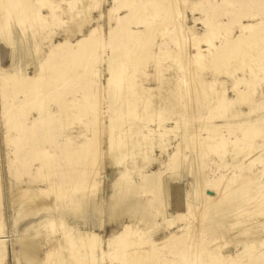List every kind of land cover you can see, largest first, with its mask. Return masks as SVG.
I'll list each match as a JSON object with an SVG mask.
<instances>
[{
	"label": "rangeland",
	"instance_id": "374dc122",
	"mask_svg": "<svg viewBox=\"0 0 264 264\" xmlns=\"http://www.w3.org/2000/svg\"><path fill=\"white\" fill-rule=\"evenodd\" d=\"M0 194V264H264V0H0ZM134 219L142 234L111 259Z\"/></svg>",
	"mask_w": 264,
	"mask_h": 264
},
{
	"label": "bare ground",
	"instance_id": "6f19581e",
	"mask_svg": "<svg viewBox=\"0 0 264 264\" xmlns=\"http://www.w3.org/2000/svg\"><path fill=\"white\" fill-rule=\"evenodd\" d=\"M3 1H4V0H3ZM182 1H183V0H182ZM99 2H100V1H99ZM173 2H174V4H175L176 1H173ZM179 2H180V1H179ZM179 2H176L177 5L179 4ZM174 4H173V5H174ZM180 4H181V2H180ZM175 5H176V4H175ZM175 5H174V6H175ZM179 7H180V6H179ZM176 8H177V7H176ZM176 12H177V11H176ZM177 20H178V18H177ZM27 29H28V28H27ZM180 29H181V28H180ZM180 29H179V30H180ZM183 29H184V28H183ZM98 31H100V30H98ZM180 31H181V30H180ZM180 31H179L178 33H180ZM182 31H183V30H182ZM182 31H181V32H182ZM96 33H97V32H96ZM184 33H186V32H184ZM187 34L189 35V33H187ZM187 34H184V35H187ZM182 35H183V34H182ZM179 36H180V35H179ZM191 37H192V36H191ZM191 37H188V36H187V39H189V38L191 39ZM177 38H178V36H177ZM183 38H184V37H183ZM185 38H186V36H185ZM206 38H208V36H206ZM110 40H111V38H110ZM196 40H197V39H196ZM202 40H203V39H202ZM205 40H207V39H205ZM209 40H210V37H209ZM177 41H178V39H177ZM186 41H188V40H186ZM190 41H192V40H190ZM194 41H195V40H194ZM202 42L204 43L205 41H202ZM102 43H103V41L101 42V39H99V38L97 37V39H95L94 42H93V44H92V50H93V47H94V51H99V49L103 46ZM182 43H183V42H182ZM182 43H181V45L183 46ZM199 43H200V41H199ZM109 44H110V43H109ZM179 44H180V42H179ZM188 44H189V41H188ZM192 44H193V43H192ZM205 44H206V43H205ZM207 44H208V43H207ZM184 45H185V43H184ZM186 45H187V44H186ZM190 45H191V44H190ZM190 45H189V46H190ZM179 46H180V45H179ZM189 46H187V47H189ZM193 46H194V45H193ZM209 46H210V45H209ZM211 46H212V45H211ZM184 47H185V46H184ZM191 47H192V46H191ZM191 47H190V48H191ZM182 48H183V47H181V50H184V49H182ZM185 48H186V47H185ZM96 49H97V50H96ZM101 49H102V48H101ZM197 49H198V48H197ZM181 50H180V52H181ZM197 51H198V52H197ZM197 51H196V52H197L196 55H193V56L191 55L192 58H193L192 61H193V60H195V61L197 60V62H195V63H197L198 65H200V64L198 63V62H199L198 60H199V58H202L203 56H202V54L199 55V54H200V51H199V50H197ZM111 52H112V51H111ZM182 53L184 54L183 51H182ZM111 54H112V53H111ZM180 54H181V53H180ZM186 54H187V52H186ZM241 55H242V54H241ZM183 56H185V55H183ZM183 56H182V59L185 60L186 58H183ZM186 56H187V55H186ZM200 56H201V57H200ZM180 57H181V55H180ZM180 57H179V58H180ZM187 57H188V56H187ZM189 58H191V57L189 56ZM204 58H206V57H204ZM111 59H112V58H111ZM241 59H242V58H241ZM184 60H183V62H184ZM200 60H201V59H200ZM99 61H100V60H99ZM188 61H189V60H188ZM183 62H181V64H183ZM186 62H187V60H186ZM193 62H194V61H193ZM259 62H260V61H259ZM184 63H185V62H184ZM187 63H188V62H187ZM187 63H186V64H187ZM195 63H192V62H191V64H195ZM189 64H190V63H189ZM45 65H46V64H45ZM182 67H183V66H182ZM187 67H188V66H186V68H187ZM192 67H193V66H192ZM43 68H44V67H43ZM110 68L112 69V67H109V70H110ZM190 68H191V65H190ZM193 68H194V67H193ZM193 68H192V70H193ZM107 69H108V68H107ZM113 69H114V68H113ZM187 69H189V67H188ZM187 69H186V70H187ZM231 69H232V68H231ZM231 69H229V70H231ZM184 70H185V69H184ZM113 71H114V70H113ZM235 71H236L235 69H232V71H230L231 73H229V71H228V73H226V74L232 75V74L235 73ZM186 72H188V70H187ZM112 73H114V72H112ZM191 73H192V71H191V69H190V73L188 72V73H185V74L189 75V74H191ZM109 74H110V73H109ZM110 75H111V78L109 77L110 79H109V82L107 83V85L109 84V86L111 87V85H112V83H113V75H112V74H110ZM187 75H186V76H187ZM40 77H41V76H40ZM191 77H192V75H190V79H193V78H191ZM43 78H44V77H43ZM45 78H46V77H45ZM183 78H184V77H183ZM39 79H40V78H39ZM186 79L188 80V79H189V76H188V78H186ZM42 80H43V79H42ZM107 81H108V80H107ZM183 81H184V80H183ZM39 82H41V81H39ZM184 82H185V81H184ZM191 82H192V81H191ZM33 83H34V92H35V93L37 94V96H38L39 93L41 92L40 89H39V86L36 84V83H38V82H37V80H34ZM192 83H193V82H192ZM192 83H191V84H192ZM38 84H39V83H38ZM40 84H41V83H40ZM85 84H86V83H85ZM186 84H188V83L186 82ZM189 85H190V84H189ZM197 85H198V84H197ZM88 86H89V85H88ZM192 86H193V85H191V88L195 87L196 85L193 86V87H192ZM185 87H186V86H185ZM186 88H187V87H186ZM188 88H189V87H188ZM184 89H185V88H184ZM189 89H190V88H189ZM195 89L197 90L198 87H197V88L195 87ZM196 90H195V91H196ZM189 91H191V89H190ZM192 91H193V90H192ZM187 92H188V90H187ZM187 92H186V93H187ZM198 92L201 93L202 91H201V92L198 91ZM190 93L192 94L193 92H189V94H190ZM199 93H197V95H198ZM202 93H204V92H202ZM99 94H100V93H99ZM195 95H196V93H195ZM207 95H208V94H207ZM242 95H243V96H246L244 93H242ZM190 96H191V95H190ZM193 96H194V95H193ZM198 96H199V95H198ZM200 96H201V95H200ZM194 97H195V96H194ZM194 97H193V99H194ZM196 97H197V96H196ZM187 98H188V96H187ZM188 99H190V97H189ZM188 99H187V100H188ZM195 99H196V98H195ZM195 99H194V100H195ZM198 99H200V97H199ZM190 100H191V99H190ZM190 100H189V101H190ZM194 100H192V101H194ZM195 101H196V100H195ZM200 101L203 103L205 100H203V98H201ZM218 101L223 102V101H224V98H222V99L220 98V99H218ZM186 102H187V101H186ZM188 103H189V102H188ZM195 103H196V102H195ZM42 104H43V102H41L40 105H39L38 103H37V104L35 103V106H36V105L38 106V112H39V113H38V118H37V120H35L34 123H33V125H35V126L39 125L41 128H43V127L45 126V124L43 123V122H44V121H43V110H44V109L42 108ZM186 105H187V104H186ZM190 105H191V103H190ZM202 105H203V104H202ZM224 105H225V104H224ZM188 106H189V105H188ZM191 106L193 107V106H195V105H191ZM200 106H201V105H200ZM197 107H198V106H197ZM203 107H204V106H203ZM220 107H221V106H220ZM223 107H224V106H223ZM195 108H196V107H195ZM189 109H191V108H189ZM198 109H199V107H198ZM193 111H194V109H192V112H193ZM197 111H198V110H197ZM197 113H198V112H197ZM193 114H194V112H193ZM222 114H223V113H222ZM4 116H5V115H4ZM218 116H219V115H218ZM221 116H222V115H220V117H221ZM95 120H96V119H95ZM97 122H98V120H97ZM95 124H96V122L94 123V125H95ZM97 125H98V124H97ZM95 127H96V126H95ZM254 130H255V129H254ZM258 132H259V131H258ZM241 137H242V136H241ZM222 143H223V142H222ZM232 143H233V142H232ZM220 144H221V143H220ZM235 145H236V143H235ZM197 146H198V145H197ZM199 146H200V145H199ZM220 146H221V145H220ZM222 146H223V145H222ZM232 147H233V146H232ZM237 147H239V146H237ZM237 147L234 148V149H235V152H236L237 154H241V155H243L242 153L245 154V152L242 151L241 147H239L240 149H239V148L236 149ZM95 148H96V147H95ZM218 148H219V146H218ZM93 149H94V148H93ZM194 149H195V148H194ZM196 149H197V148H196ZM234 149L232 148V151H233ZM94 150L96 151L97 149H94ZM243 150H244V149H243ZM97 151H98V150H97ZM194 151L196 152V150H194ZM245 151H246V150H245ZM247 151L249 152V150H247ZM90 152H91V151H90ZM233 152H234V151H233ZM91 153H92V152H91ZM196 153H197V152H196ZM96 155H97V154H96ZM241 155H235V153H234V157H235V158H237L236 156H241ZM194 156H195V155H194ZM42 157H43V156H42ZM47 157H49V156H47ZM245 157H246V156H245ZM253 157H254V156H253ZM13 159H14V158H13ZM43 159H45V158H43ZM43 159H42V160H43ZM47 159H48V158H46L45 161H46ZM52 159H53V158H52ZM192 159H193V158H192ZM195 159H196V158H195ZM238 159H239V158H238ZM42 160H41V161H42ZM48 160H50V158H49ZM45 161H44V162H45ZM50 161H51V160H50ZM193 161H194V160H193ZM247 161H248V160H247ZM51 162H53V161H51ZM51 162H48V163H51ZM195 162H196V161H195ZM42 163H43V161H42ZM48 163L46 162V163H44V164L47 165ZM51 164H52V163H51ZM49 165H50V164H49ZM92 165H93V164H92ZM94 165H96V170H97V171L101 169V164H100V162H96V164H94ZM94 165H93V166H94ZM192 165H193V164H192ZM197 165H198V164H197ZM41 166H42V165H41ZM47 166H48V165H47ZM47 166H46V167H47ZM42 167H45V166H42ZM193 167H194V166H193ZM93 168H94V167H93ZM93 168H92L90 171H93ZM195 168H196V167H195ZM193 169H194V168H193ZM94 170H95V169H94ZM96 170H95V171H96ZM195 170H196V169H195ZM69 172H71V171H69ZM93 172H94V171H93ZM98 172H99V171H98ZM98 172H97V173H98ZM72 173H73V172H72ZM90 173H91V172H90ZM95 173H96V172H95ZM91 174H92V173H91ZM69 175H71V174H69ZM69 175H68V178L71 179L70 177H71L72 175H71V176H69ZM93 175H96V174H93ZM93 175H92V176H93ZM74 176L76 177V174H74ZM74 176H72V177H74ZM90 178H91V177H90ZM69 179H68V180H69ZM72 179H73V178H72ZM92 179H93V177H92ZM70 181H71V180H70ZM68 182H69V181H68ZM118 182H119L120 184H124V183H128L129 180L125 177V174H124V175H121V176H120V179L118 180ZM199 182H200V181H199ZM76 183H77V182H75V184H76ZM78 183H79V182H78ZM80 183H81V182H80ZM94 183H95V182H94ZM201 183H202V182H201ZM203 183H204V182H203ZM91 184H92V183H91ZM79 185L81 186L82 184H79ZM88 185H90V183H89V184L87 183V186H88ZM200 185H201V184H200ZM200 185H199V186H200ZM58 186H60V185H58ZM77 186H78V185H77ZM92 186H94V185L92 184ZM92 186H91V187H92ZM95 186H96V185H95ZM203 186H204V185H203ZM53 187H54V184H52V188H53ZM56 187H57V186H56ZM73 187H74V186H73ZM82 187H83V186H82ZM84 187H85V186H84ZM88 187H89V186H88ZM91 187H90V188H91ZM52 188H51V189H52ZM54 188H55V187H54ZM74 188L77 189V187H74ZM78 188H79V187H78ZM90 188H89V189H90ZM55 189H56V188H55ZM87 189H88V188H87ZM89 189H88V190H89ZM52 190L54 191V189H52ZM57 190L60 192V190L58 189V187H57ZM57 190H56V192H57ZM49 191H50V190H49ZM49 191H47V192H45V193L43 192V194H44L45 196H46V195L50 196V195H49V193H50ZM61 191H62V194H63V193H64L63 190H61ZM90 192H91V191H90ZM54 193H55V192H54ZM57 194H58V193H57ZM57 194H56V193L54 194L55 197H56ZM62 194H61V195H62ZM91 194H92V193H91ZM51 195H52V194H51ZM61 195L59 194V195H57V196H61ZM0 196H1V194H0ZM90 197H91V196H90ZM90 197H89V198H90ZM0 198H1V197H0ZM50 198H52V197L50 196ZM57 198H58V197H57ZM62 198H63V197H62ZM89 198H88V199H89ZM91 198H93V197H91ZM91 198H90V199H91ZM0 200H1V199H0ZM49 200H50V199H49ZM53 200H54V198H53ZM55 200H57V199H55ZM55 200H54V201H55ZM58 200L60 201V199H58ZM63 200H64V198L61 199V202H62ZM85 200H87V199H85ZM91 200H92V199H91ZM51 201H52V199H51ZM49 202H50V201H49ZM50 203H51V202H50ZM52 203H53V202H52ZM116 203H117V201H116ZM116 203H114V204L112 203V204L109 205V208L111 209V214L116 213V208H117ZM49 205H50V204H49ZM52 205H53V204H52ZM92 209H93V211H95V212H97L98 214L102 215V212H103L102 206H95V205H94V206L92 207ZM197 209H198V208H197ZM109 213H110V212H109ZM199 213H200V212H199ZM100 218H101V216H100ZM1 220H2V219L0 218V254H3L2 252L5 250V248H6L7 245H5V243H3V242H5V241L2 239V236H3L4 234L2 235V233H3V229H2V227H1V222H3V221H1ZM58 223H59V221H58ZM138 223H139V219H134V220H133V223H132L131 225H127V226H125L124 229H123L118 235H116L113 239H110V240L106 241V243H105L106 248L104 249V252H103V251H102V252H103V253H107V255H109V257L111 258L112 256L115 255V253L118 254V252L123 251V247L128 246V245H127L128 242H131V241H132V240L129 241V240H130V239H129L128 242H127V238L130 237V238L133 239V237H135V236L138 235V232L140 231V230H139V227H138V225H137ZM169 223H170V221H169ZM171 224H172V221H171L170 225H171ZM57 226H58V225H57ZM171 226H172V225H171ZM55 227H56V226H55ZM3 228H4V227H3ZM186 228H187V227H186ZM55 229H56V228H55ZM184 229H185V228H184ZM54 231H55V230H54ZM142 231H143V230H142ZM187 231H188V230H187ZM187 231H185V232H187ZM4 232H5V231H4ZM65 232H66V231H65ZM65 232H64V233H65ZM140 232H141V231H140ZM64 233H63V234H64ZM63 234H62V235H63ZM67 234H68V233H67ZM141 234H142V232H141ZM183 234H185V233H182V235H183ZM187 234H188V233H187ZM192 234H193V233H192ZM1 235H2V236H1ZM185 235H186V234H185ZM86 236H87V235H86ZM91 236H92V235H91ZM140 236H141V235H140ZM187 236L191 237L190 232H189V235H187ZM187 236H186V237H187ZM64 237H65V236H64ZM64 237H63V239L60 238L61 240H60L59 242H57V246H58V248H59V246H61V249H62V247H66V248H67V247H70L71 244L74 243V241H75V240L73 239L74 241L69 245V242H68V241H69V239H70V237H71L70 234H69V237H68V235H67L68 239H67V237H65V239H64ZM141 237H143V236H141ZM175 237H176V236H175ZM189 237H188V238H189ZM138 238H140V237L138 236ZM176 238H177V237H176ZM176 238H175V239H176ZM66 239H67L68 241H66ZM141 239H142V238H140V240H141ZM143 239H144V238H143ZM171 239H172V238H171ZM171 239H170V240H171ZM185 239H186V238H184V240H185ZM76 240H77V239H76ZM140 240H139V242H138L139 245H140V244H144L143 242H146V241L140 242ZM167 240H168V239H167ZM167 240L165 239V241H164L162 244L165 245L164 243H165ZM170 240H169V242L172 243L173 241H172V240L170 241ZM186 240H188V239H186ZM186 240H185V242H187ZM195 240H196V239H195ZM77 241H78L77 243L80 245L81 249L83 248L82 246H84V250H86L87 253L90 254L89 256H91V257H96V256L100 255V251H101V249H102V248H101V246H102V245H101L102 241H101V238H100L99 235L95 234V235H93L92 237L89 238V237H85L84 235L81 234V236L78 238ZM135 241H137V240H135ZM176 241H177V240H176ZM132 242L134 243V241H132ZM132 242H131V243H132ZM148 242L151 243V241H148ZM148 242H147V243H148ZM177 242H178V241H177ZM182 242H183V241H182ZM188 242H189V240H188ZM126 243H127V244H126ZM133 243H132V245H133ZM135 243H136V242H135ZM149 243H148V244H149ZM167 243H168V241H167ZM102 244H103V243H102ZM125 244H126V246H125ZM148 244L145 243V245H148ZM194 244H195V243H194ZM213 244H214V243H213ZM253 244H254V243H253ZM253 244H251V245H252V248H251V245H250V248H251V249H253ZM68 245H69V246H68ZM74 245H75V244H74ZM74 245H73V246H74ZM81 245H82V246H81ZM129 245H130V244H129ZM151 245H154V243H151ZM155 245H156V244H155ZM167 245H169V244H166V246H167ZM183 245H184V243H183ZM188 245H189V244H188ZM188 245H186V246H188ZM204 245H205V244H204ZM260 245H261V244H259V246H260ZM53 246H54V245H53ZM73 246H72V247H73ZM135 246H136V244H135ZM135 246H132V247L130 246V247H131V248L134 247V249H135V248H136ZM148 246H150V245H148ZM148 246H147V247H148ZM161 246H162V245H161ZM205 246H207V245H205ZM262 246H263V245H262ZM72 247H71V250H72ZM74 247H75V246H74ZM130 247H129V248H130ZM141 247H142V246H141ZM141 247L139 246L140 250H142ZM143 247H144V246H143ZM156 247H157V246H156ZM156 247H155V248H156ZM167 247H168V246H167ZM188 247H189V246H188ZM207 247H208V246H207ZM207 247H205V248H206L207 250H209ZM209 247H210V246H209ZM256 247H258V246H256ZM66 248H65V249H66ZM137 248H138V247H137ZM161 248H163V247H161ZM179 248H180V247H179ZM182 248H183V246H182ZM248 248H249V247H248ZM258 248H260V247H258ZM6 249H7V248H6ZM63 249H64V248H63ZM65 249H64V250H65ZM125 249H126V248H125ZM145 249H147V248H145ZM194 249H195V248H194ZM194 249H193V250H194ZM262 249H263V248H262ZM59 250H60V248H59ZM59 250H58V251H59ZM67 250H68V248H67ZM73 250H74V248H73ZM127 250H128V249H127ZM143 250H144V249H143ZM173 250H174V249H173ZM173 250H172V251H173ZM193 250H192V251H193ZM198 250H199V249H198ZM201 250H203V249H201ZM246 250H248V249H246ZM246 250H244V251H246ZM249 250H250V249H249ZM257 250H258V249H257ZM259 250H260V249H259ZM5 251H6V250H5ZM58 251H57V252H58ZM62 251H63V250H61V252H62ZM69 251H70V249H69ZM69 251H68V252H69ZM82 251H83V250H82ZM132 251H133V249L131 250V252H132ZM134 251H137V252H138L139 249L134 250ZM147 251H148V250H147ZM151 251H152V249H151ZM154 251H156V250L154 249ZM180 251H181V249H180ZM182 251H183V249H182ZM184 251L186 252L185 249H184ZM189 251H190V250H189ZM194 251H195V250H194ZM204 251H205V253H206V250H204ZM250 251H251V250H250ZM66 252H67V251H66ZM66 252L63 251V253H66ZM68 252H67V253H68ZM84 252H85V251H84ZM129 252H130V251L128 250L127 253L129 254ZM131 252H130V253H131ZM142 252H144V251H142ZM174 252H175V251H174ZM201 252H203V251H201ZM208 252H209V251H208ZM211 252H213V251H211ZM256 252H258V251H256ZM4 253H5V252H4ZM51 253H52V252H51ZM54 253H55V252H54ZM71 253H72V252H71ZM122 253H124V252H122ZM132 253H133V252H132ZM139 253H140V255H141V252H139ZM144 253H146V252H144ZM147 253H148V252H147ZM147 253H146V254H147ZM149 253H151V252L149 251ZM157 253H158V252H157ZM172 253H173V252H172ZM178 253H179V252H178ZM178 253H175V254H177V255L180 256V262H182V263L185 262L186 264H190L188 261H189L190 258H192V257L194 256V254H193L192 257H186V256H184V255H180V254H178ZM187 253H190V252H187ZM194 253H195V252H194ZM217 253H218V252H217ZM217 253H216V254H217ZM242 253H243V252H242ZM250 253H251V252H250ZM56 254H57V253H56ZM58 254H59V252H58ZM60 254H61V253H60ZM60 254H59V256H60ZM88 254H87V255H88ZM128 254H126V256H125V257H127V259H128ZM133 254H134V253H133ZM146 254H145V255H146ZM173 254H174V253H173ZM211 254H212V253H211ZM218 254H219V253H218ZM246 254H248V253H246ZM251 254H253V251H252ZM254 254H255V253H254ZM258 254H259V253H258ZM82 255H83V254H82ZM123 255H124V254H122V256H123ZM130 255H131V254H130ZM130 255H129V256H130ZM138 255H139V254H138ZM191 255H192V254H191ZM198 255H199V254H198ZM206 255H207V253H206ZM214 255H215V254H214ZM244 255H245V253H244ZM256 255H257V254H256ZM262 255H263V254H262ZM50 256H52V254H51ZM65 256H66V255H65ZM69 256H70V257H67V256H66V257H67L68 259H69V258L72 259V257H71L72 255H69ZM89 256H86L87 259H88ZM119 256L121 257L120 254H119ZM135 256H137V255H135ZM157 256H158V254H157ZM210 256H211V255H210ZM215 256H216V255H215ZM221 256H222V255H221ZM221 256L218 257V260H220L219 258H221ZM245 256H246V255H245ZM247 256H248V255H247ZM250 256H251V258H252V255H250ZM5 257H6V256H5ZM55 257H57V256L55 255ZM73 257H74V256H73ZM98 257H99V256H98ZM105 257H106V256H105ZM114 257H115V256H114ZM116 257H118V255H117ZM125 257H122V258H125ZM197 257H198V256H197ZM202 257H203V256H201V258H202ZM213 257H214V256H213ZM213 257H210V258L213 259ZM224 257H225V256H224ZM238 257H240V256H238ZM255 257H256V256H255ZM50 258H51V257H50ZM74 258H75V257H74ZM74 258H73V261H74ZM78 258H80V257H77L76 259H78ZM107 258H108V257H107ZM177 258H179V257H177ZM188 258H189V259H188ZM203 258H204V257H203ZM203 258H202V259H203ZM235 258H236V257H235ZM235 258H233V257L229 258V256H227V257H225V258L222 257L221 260L223 259L224 262H225V260H226V264H236V263H234ZM243 258H244V257H243ZM248 258H249V257H248ZM253 258H254V257H253ZM259 258H260V256H259ZM261 258H262V257H261ZM60 259H61V256H60ZM60 259H59V261H60ZM62 259H64V258H62ZM62 259H61V260H62ZM71 259H70V261H71ZM81 259H82V258H81ZM95 259H96V258H95ZM104 259H105V258H104ZM111 259H113V258H111ZM130 259H131V258H129V260H130ZM172 259H173V258H172ZM172 259H171V261H172ZM174 259H175V258H174ZM199 259H200V258H199ZM216 259H217V258H216ZM239 259H241V258H239ZM239 259H238V261H239ZM245 259H246V257H245ZM263 259H264V257H263ZM56 260H57V259H56ZM66 260H67V259H66ZM78 260H79V259H78ZM78 260H77V261H78ZM92 260H93V259H92ZM100 260H101V258H100ZM108 260H110V259L108 258ZM117 260H118V259H117ZM124 260H125V259H123V262H124ZM129 260H128V261H129ZM131 260H132V259H131ZM158 260H160V259H158ZM158 260H157V261H158ZM167 260H168V259H167ZM178 260H179V259H178ZM205 260H206V259L203 260V263H204ZM210 260H211V259H210ZM210 260H208L207 262H210ZM223 260H222V262H223ZM241 260H243V259H241ZM260 260H261V259H260ZM59 261H58V262H59ZM70 261H66L65 264H69ZM79 261H80V260H79ZM79 261H78V262H79ZM101 261H102V260H101ZM118 261H119V260H118ZM157 261H156V262H157ZM175 261H177V260H175ZM192 261H193V260H192ZM238 261H237V262H238ZM254 261H255V259H254ZM258 261H259V260H258ZM263 261H264V260H263ZM61 262H62V261H61ZM64 262H65V261H64ZM64 262H62V263L59 262V264H63ZM68 262H69V263H68ZM75 262H76V260H75ZM78 262H76V264H78ZM80 262H81V261H80ZM80 262H79V264H80ZM83 262H84V261H83ZM92 262L94 263V261H92ZM92 262H91V263H92ZM98 262H99V261H98ZM98 262H97V264L100 263V262H99V263H98ZM111 262H115V261L113 260V261H111ZM120 262H121V259H120ZM125 262H126V260H125ZM125 262H124V263H125ZM160 262H161V261H160ZM162 262L165 263L166 261L164 262V260H163ZM180 262H178V264H179ZM196 262H197V261H196ZM196 262H195V263H192V262H191V263H192V264H197ZM201 262H202V261H201ZM201 262H200V263H201ZM207 262H206V263H207ZM217 262L219 263V261H217ZM220 262H221V261H220ZM222 262H221V263H222ZM224 262H223V263H224ZM248 262H249V261H248ZM248 262H247L246 264H248ZM2 263H3V262H2ZM73 263H74V262H72L71 264H73ZM124 263H123V264H124ZM127 263H129V262H127ZM157 263H159V261H158ZM166 263H167V262H166ZM176 263H177V262H176ZM200 263H199V264H200ZM250 263H252L251 260H250ZM56 264H58V263H56ZM74 264H75V263H74ZM100 264H101V263H100ZM129 264H130V263H129ZM132 264H133V260H132ZM170 264H172V263H170ZM173 264H174V263H173ZM180 264H181V263H180ZM209 264H210V263H209ZM224 264H225V263H224ZM242 264H243V263H242Z\"/></svg>",
	"mask_w": 264,
	"mask_h": 264
},
{
	"label": "crops",
	"instance_id": "0c3cea01",
	"mask_svg": "<svg viewBox=\"0 0 264 264\" xmlns=\"http://www.w3.org/2000/svg\"><path fill=\"white\" fill-rule=\"evenodd\" d=\"M110 222H112V221H110Z\"/></svg>",
	"mask_w": 264,
	"mask_h": 264
}]
</instances>
